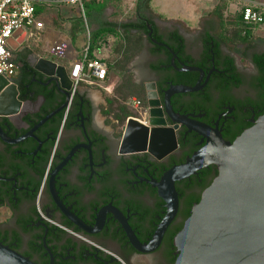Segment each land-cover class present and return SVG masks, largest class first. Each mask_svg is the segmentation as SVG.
Segmentation results:
<instances>
[{"label": "flooded vegetation", "instance_id": "obj_1", "mask_svg": "<svg viewBox=\"0 0 264 264\" xmlns=\"http://www.w3.org/2000/svg\"><path fill=\"white\" fill-rule=\"evenodd\" d=\"M135 19L152 32L144 34V66L132 72L143 101L129 117L148 125V94L165 110L171 88L195 86L201 77L182 69L203 71L198 91L169 96L181 120L166 115L167 141L156 154L121 152L129 117L106 115L102 92L96 100L90 86L65 91L35 70L33 51L22 48L15 56L22 104L16 114H0V243L37 264H174L175 235L217 176L215 164L175 182L178 211L154 250L139 251L129 233L142 246L154 240L168 211L158 184L207 144L191 126L233 142L264 114V63L253 61L264 50L230 49L210 21L188 33L145 10L136 8ZM24 57L32 71L23 68Z\"/></svg>", "mask_w": 264, "mask_h": 264}, {"label": "water", "instance_id": "obj_2", "mask_svg": "<svg viewBox=\"0 0 264 264\" xmlns=\"http://www.w3.org/2000/svg\"><path fill=\"white\" fill-rule=\"evenodd\" d=\"M151 32L150 30L149 35ZM25 41L26 31L21 28L12 34L8 44L18 52ZM34 68L57 80L65 91L74 87L67 66L52 58L37 56ZM182 70L201 71L198 83L195 86L171 88L167 93L165 110L160 107L155 94H148V125L129 117L124 129L121 152L148 150L156 154L157 150L163 148L162 145L167 141L163 132L166 115L174 122L181 120L174 116L169 96L173 93L195 92L202 87L200 82L203 71L200 68L185 67ZM4 87L14 88L17 99L16 84L1 76L0 93ZM18 104L16 110L0 114L18 113L22 103L18 101ZM44 121L32 128L22 140L33 136V132ZM191 128L207 137V144L186 163L170 169L158 184L159 194L166 201L168 211L154 240L149 245L142 246L129 233L132 243L142 252L154 250L178 211L175 182L215 164L218 168L217 176L204 190L200 201L193 206L190 216L174 238L177 249L174 264H264V114L233 142L225 141L219 133L204 125H193ZM171 144L174 145L175 140L172 139ZM170 149L171 146L166 150ZM0 264L37 263L0 243Z\"/></svg>", "mask_w": 264, "mask_h": 264}, {"label": "rangeland", "instance_id": "obj_3", "mask_svg": "<svg viewBox=\"0 0 264 264\" xmlns=\"http://www.w3.org/2000/svg\"><path fill=\"white\" fill-rule=\"evenodd\" d=\"M250 1L255 0H151L149 2L150 10L147 12L166 25H180L188 33L196 31L200 26H204L206 22L213 23L212 17H215L217 20L215 33L226 41L230 49L235 50L238 47L245 49L249 46L254 50L263 51V24L254 27V35L251 40L242 42L237 38L236 27L239 23L241 8L243 5L249 4ZM256 1L264 2V0ZM101 3L107 8H105L106 21L116 22L135 19L138 0H86L84 3L85 11L97 9ZM72 13L77 15L81 13V17L85 18V14L81 12L80 8L74 7V5L47 4L45 11L38 16V19L45 24L44 32L30 29L33 34L31 37L32 47L36 53L45 58H55L60 64L67 66L68 69L71 66L67 58L58 57L49 52L44 34L49 32L52 37L54 35L62 37L67 35L70 28L65 24L69 21L67 17ZM256 38L261 40L256 43ZM98 39V46L93 50V53L106 59L110 64V79L105 81L104 84L107 83L112 88L111 92H105L99 86H91V95L97 100L100 96L99 93L102 92L106 102V115L126 120L123 118L125 111L130 112L132 116L137 114L127 102L131 97L140 99V96L134 92L135 90L130 88V82L133 81L132 72L144 66V61L142 62L144 35L116 32L104 34ZM242 63L246 64L247 62L242 60ZM137 117L144 120V117L139 115Z\"/></svg>", "mask_w": 264, "mask_h": 264}, {"label": "built area", "instance_id": "obj_4", "mask_svg": "<svg viewBox=\"0 0 264 264\" xmlns=\"http://www.w3.org/2000/svg\"><path fill=\"white\" fill-rule=\"evenodd\" d=\"M86 0H0V77H5L11 82L17 73L15 51L8 44L12 34L23 28L26 31V39L29 29L42 30L44 22L38 19L36 6L45 4H67L75 5L84 14V3ZM242 20L245 25H264V3H249L242 10ZM49 52L58 57L71 60L69 76L74 87L81 85L99 86L105 92H111L110 86L104 84L109 75L107 62L95 54L90 56L89 45H87L80 58H75L72 46L66 42L54 43ZM135 111L141 106L140 99L131 97L127 102ZM147 111L145 110V114ZM146 123V120H143Z\"/></svg>", "mask_w": 264, "mask_h": 264}, {"label": "trees", "instance_id": "obj_5", "mask_svg": "<svg viewBox=\"0 0 264 264\" xmlns=\"http://www.w3.org/2000/svg\"><path fill=\"white\" fill-rule=\"evenodd\" d=\"M150 1L151 0H138L137 10H139L140 12H142V10H145V11L150 10V6H149V2ZM46 5L47 4H45V3H39L36 6V13H37L38 16L41 15L45 11ZM244 6L245 5H243V7L241 8V13L239 15V23H238V25L236 27V32H237V38H238V40H240L242 42H247V41H249V40H251L253 38V35H254L253 30H254V27L255 26H248V25H245L244 24V22L242 20V10H243ZM105 8L106 7L102 3H101V5H100L99 8H97V9H90V11H88V12L85 11V8H84L85 18H82L81 17V20L83 22H84V19H86V21H87L88 24L96 23V24H99L100 25L97 30H95V31H93V32L90 33L89 42H88L89 43L88 45H89V53H90V56H93L94 55L93 50L98 46L97 45V42L99 41L98 38H100L104 34H113V33L118 32V33H121V34L134 33L135 35H137V34L138 35H142V34L143 35L144 34L147 35V33L150 32V29L145 28V27H143V30H142V27L139 26V24L141 23L139 19L138 20L137 19H135V20L133 19V20L123 21V22H112V21L110 22V21L103 20ZM215 15L218 16L217 14H215ZM218 17H220V16H218ZM212 18L214 20L213 23H212V25H213L212 26V30H214V32H216V29H217V26H216L217 25V20L215 19V17H212ZM219 26H221V25H219ZM73 32H74V30L72 28V31H71V34L72 35H73ZM235 50H237V48ZM253 61L256 64L259 63V64L262 65L264 63V54H256L253 57ZM106 62L108 64V66H109V71H110L111 66L108 63V61H106ZM16 63H17V61H16ZM22 63L21 64L23 65V68L24 69H26L27 71H30V70L32 71V67L28 64V62H27V60H26L25 57L23 58ZM130 88L131 89H134L135 90L134 92L136 93V95H139L140 96L139 91L137 89V85L133 81L130 82ZM140 101L142 102L141 96H140ZM129 116H132V114L130 112H128V111H125L123 118L126 119ZM190 214H191V212H190ZM190 214H189V216H190ZM176 258H175V260H176Z\"/></svg>", "mask_w": 264, "mask_h": 264}, {"label": "crops", "instance_id": "obj_6", "mask_svg": "<svg viewBox=\"0 0 264 264\" xmlns=\"http://www.w3.org/2000/svg\"><path fill=\"white\" fill-rule=\"evenodd\" d=\"M250 3H264V2H260V1H256L255 0V1H250ZM60 5H62V4H60ZM74 7H77V6L74 5ZM106 9H105V11H106ZM79 14L80 15H77L76 13H72L71 15H69L67 17L69 19V21L65 25L67 27L69 26L70 30H68L67 35H64V37H62V36H56V35H54L52 37L49 32L44 34V37H45V41L47 43L48 50H50V48H51L50 46H52L54 44L53 43L54 41L55 42L56 41L57 42H61L60 40H62V41L68 42L72 46V49H73V53H74V57L75 58H80L82 56V53L84 52V49H85V47L87 46V44L89 42L90 33L93 32V31H95V30H97L100 25L99 24H96V23L88 24L87 21H86V19H84V22H83L81 20V13H79ZM103 20H105V21L107 20L105 18V12H104V18H103ZM112 22H114V21H112ZM116 22H123V21H116ZM44 28H45V24H44ZM44 28L42 30H37V31L44 32ZM72 28L74 30L73 35L71 34ZM32 35H33L32 34V30L29 29V33H28L27 39L23 43V45L21 46L20 50L22 48H28L31 51H33L37 56H42L41 54L36 53V51L32 47V42H31ZM86 41H87V43H86ZM15 53H17V52H15ZM52 59L55 60V61H57L55 58H52ZM104 60L106 61V59H104ZM69 62H70V66H71V63H72L71 60H69ZM67 69H68V67H67ZM70 69H68V71ZM109 79H110V71H109V75H108V78H107L106 81H109ZM105 85L110 86V88H112L111 85H109L107 83ZM84 86H86V85H84Z\"/></svg>", "mask_w": 264, "mask_h": 264}, {"label": "bare ground", "instance_id": "obj_7", "mask_svg": "<svg viewBox=\"0 0 264 264\" xmlns=\"http://www.w3.org/2000/svg\"><path fill=\"white\" fill-rule=\"evenodd\" d=\"M19 107L14 88L4 87L0 93V112H11Z\"/></svg>", "mask_w": 264, "mask_h": 264}]
</instances>
